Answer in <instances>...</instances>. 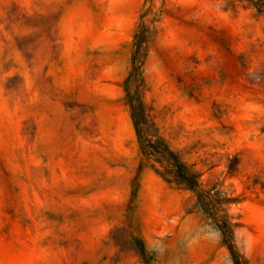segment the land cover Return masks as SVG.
<instances>
[{
    "label": "rangeland",
    "instance_id": "obj_1",
    "mask_svg": "<svg viewBox=\"0 0 264 264\" xmlns=\"http://www.w3.org/2000/svg\"><path fill=\"white\" fill-rule=\"evenodd\" d=\"M0 264H264V0H0Z\"/></svg>",
    "mask_w": 264,
    "mask_h": 264
},
{
    "label": "trees",
    "instance_id": "obj_2",
    "mask_svg": "<svg viewBox=\"0 0 264 264\" xmlns=\"http://www.w3.org/2000/svg\"><path fill=\"white\" fill-rule=\"evenodd\" d=\"M134 39L136 40V49L133 55L134 65L126 81L128 82L132 80L136 84L137 93L135 95H130L128 92L127 98L130 105L131 118L138 142L142 148L147 147L154 154H156L158 156V160L165 161L167 166L171 168L172 173L179 177V182L184 183L187 188L195 191L198 174L188 165H186L184 161H182L180 155L170 148L166 141L160 135H158L157 132L155 134L149 133V129L153 126V123L151 122L150 115L147 112L146 104L139 94L142 78L136 64V60L140 57V55H142L144 49L142 47L139 35H134ZM206 193L207 194L205 195H201L200 193L196 192V204H200L203 208H208L204 203L203 198H208L211 195L210 192ZM212 218L214 219L222 234L227 236L230 228L228 223L225 220H222V218L219 216H213ZM141 245L143 246L142 242Z\"/></svg>",
    "mask_w": 264,
    "mask_h": 264
}]
</instances>
